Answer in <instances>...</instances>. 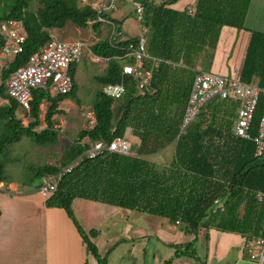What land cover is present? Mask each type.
Returning <instances> with one entry per match:
<instances>
[{"label": "trees", "instance_id": "obj_1", "mask_svg": "<svg viewBox=\"0 0 264 264\" xmlns=\"http://www.w3.org/2000/svg\"><path fill=\"white\" fill-rule=\"evenodd\" d=\"M79 1L0 0V25L8 20L21 21L27 36L23 52L1 71L0 97L8 104H0V185L8 183L3 158L23 137L32 139L38 146L58 143L59 131L54 128V117L63 113L59 109L62 101L76 98L75 75L82 61L72 67L75 85L70 94L49 98L44 91L34 93L29 112L32 121L28 126L17 118L20 107L8 95L7 80L27 64L33 53L46 46L53 30H61L71 23L97 33L101 26L112 23L116 34L90 47L92 55L109 60L104 74L97 78L101 89L96 91L92 106L95 126L78 133L77 140L64 151V160L59 166L37 168L28 182L29 188L37 193L40 184L34 185L36 179L42 182L43 178L59 173L83 156L92 144L109 145L130 130L135 144L131 153L135 156L105 152L94 160L83 158L63 178L57 191L46 198L47 208L66 212L88 252L99 264H107V258L99 254L91 241L98 231L86 233L79 225L73 211L76 199L167 218L174 224L180 222L195 235L202 228H215L246 239L264 238V158L255 157L253 141L233 135L239 104L215 99L182 132L193 79L201 71L197 68L212 63L213 51L218 47L224 27L250 32L239 80L264 87V32L245 26L252 0H197L194 7L182 11L171 8L180 0L160 4L142 1L143 26L148 30L146 49L150 57L144 65L153 70L152 82L145 90H139L137 81L122 73L123 61L133 62L128 57V47L137 43L139 37L126 35L121 21L113 18L114 11L99 13L91 6L80 7ZM35 3L39 5L36 10L33 9ZM89 21L94 22L91 27ZM4 44L0 33V52ZM118 83L126 87L124 97L121 100L107 97L102 87ZM47 98L44 120L47 127L37 132L41 125V104ZM116 108L120 117L115 123ZM263 110L264 96L261 95L252 137L257 135ZM172 145L175 146L174 158L169 166L160 170L149 157ZM196 242L195 238L191 243L174 245V259L195 257Z\"/></svg>", "mask_w": 264, "mask_h": 264}, {"label": "crops", "instance_id": "obj_2", "mask_svg": "<svg viewBox=\"0 0 264 264\" xmlns=\"http://www.w3.org/2000/svg\"><path fill=\"white\" fill-rule=\"evenodd\" d=\"M166 1L169 0L161 3ZM196 2L197 0H181L171 5V8L179 11L191 9ZM245 26L249 30L264 32V0L251 1ZM225 28L231 27H224L222 32ZM239 31L244 33L241 39L242 43H246L244 48L246 54L250 32ZM141 32L142 30L129 35L133 38L139 37ZM238 37L239 34L237 39ZM221 38L222 33L218 50ZM244 58L245 55L243 62ZM43 104H46V110H42L41 114L44 113L45 120L48 105L46 99L41 106ZM29 112L25 113L30 117ZM58 127L60 126H55L57 131H59ZM132 141L131 144L134 147L135 144ZM174 154L175 146L172 145L149 157V160L161 170L169 166ZM131 155L135 156L134 153ZM169 155H171L170 163L165 165ZM0 186V264H99L88 252L82 236L64 210L47 208L46 199L38 193H33V188L27 190L26 187L13 183L9 185L3 183ZM2 186L12 189V193L1 190ZM118 208L83 199H76L73 203V211L83 213L84 224L78 221L83 230L86 233L91 230L98 231L97 237L91 238V241L97 247L99 254L107 258V264H136L137 262L146 264L143 259L148 251L149 237L155 238L154 250L150 251L151 264H264V258L258 262L250 260L244 248L247 239L242 235L221 232L215 228H202L195 235L188 232L184 225L174 224L169 219L161 217L162 220L156 223L158 228L156 236H147L145 230H140L131 222L130 212L132 211L127 209L125 210L128 212H123L120 216L122 235L101 236L102 224L113 222L111 217L115 211L119 210ZM98 216L101 217L98 218ZM195 238L197 239L194 247L195 257L182 256L174 259L176 249L173 246L191 243Z\"/></svg>", "mask_w": 264, "mask_h": 264}, {"label": "built area", "instance_id": "obj_3", "mask_svg": "<svg viewBox=\"0 0 264 264\" xmlns=\"http://www.w3.org/2000/svg\"><path fill=\"white\" fill-rule=\"evenodd\" d=\"M120 0H106L98 8L99 13L117 11V2ZM125 3L132 4L135 7L137 21L143 24L145 21V9L141 2L136 0H122ZM189 13H192L190 10ZM101 22H105L99 19ZM93 21L88 22V26L93 25ZM113 27V34H116V27ZM142 32L137 43H131L128 47V57L133 59L132 63L123 61L122 73L133 77L138 84L139 90H145L151 84L153 79V70L144 65V61L150 58L146 49L145 34L148 32L145 26H142ZM5 44L1 50L4 57L15 58L23 52V46L27 36L24 31L23 23L18 20L4 21L0 25ZM118 35H121L120 33ZM88 45L80 40L67 41L60 40L51 35V40L46 46L36 53H33L26 65L20 67L14 72L6 82L7 92L10 98L14 99L20 109L25 112L31 110V103L34 100L36 91H44L48 97L64 96L70 94L74 89V79L72 76L73 65L79 64ZM92 60L98 64H107L108 59H102L93 55ZM103 92L107 97L114 100H121L126 87L123 83L107 84L103 86ZM264 96V87L258 84H244L239 80L219 75L218 73L198 71L193 79L190 95L185 108L182 132H184L198 118L203 108L215 99L231 100L239 104L237 109L236 121L233 127V135L244 140H251L255 144V157L264 158V110L259 120L258 131L255 137H252L251 130L255 113L259 106V99ZM48 98L46 99V103ZM42 110V108H41ZM84 119L87 126L92 128L96 124L95 111L90 108L84 112ZM131 144L125 135L123 138L114 139L109 145L103 142H96L90 146V149L72 164L64 167L55 175L43 178L37 193L43 198H48L55 193L63 178L72 172L83 158L94 160L105 152L116 153L120 155L131 154ZM1 187V186H0ZM1 190L12 193V189L2 186ZM218 204V201H215ZM221 206V205H219ZM177 225L180 222L176 223ZM245 251L250 260L258 262L264 258V238L253 237L247 239Z\"/></svg>", "mask_w": 264, "mask_h": 264}, {"label": "rangeland", "instance_id": "obj_4", "mask_svg": "<svg viewBox=\"0 0 264 264\" xmlns=\"http://www.w3.org/2000/svg\"><path fill=\"white\" fill-rule=\"evenodd\" d=\"M106 0H80L79 6H91L93 8H98V6L105 2ZM144 1V0H136ZM158 4L164 0H150ZM181 1V0H180ZM178 1V2H180ZM177 2V3H178ZM6 7V6H5ZM39 5L37 3L33 4V9H38ZM114 19L121 21L122 27L129 37L131 34H135L142 29L139 22L137 21V16L135 12V7L132 4L125 3L122 0L117 2V11L112 12ZM130 26V30H129ZM240 31L233 28H225L222 32L221 45L219 50L213 51L214 59L209 65L199 66L197 69L205 72L218 73L221 76L236 79L240 75V70L243 62V57L245 55V45L242 43L241 36L244 33H239ZM113 33L112 25H103L99 29V32H94L91 28L80 29L75 27L73 24L68 23L65 28L61 30H53L51 34L60 40L67 41H83L88 45V49L85 51V56L82 62L77 67V72L75 75L77 93L75 99H67L63 103L61 102L60 109L62 114L54 118L55 126L59 130V141L55 145L48 146H38L32 139L23 137L19 143L12 145L9 148V152L5 161L6 172L5 176L8 178V183L6 185L13 183L18 184L20 187H26L29 190L28 182L31 177L35 174L37 168L46 165H60L64 160V151L77 140L78 133L88 126L84 119V112L87 109L92 108L93 103L96 98V91L101 89L97 78L102 76L105 72L107 64L95 63L92 58L93 55L90 52V47L102 40L108 39ZM130 34V35H129ZM239 37L237 39V36ZM221 37V36H220ZM220 41V39H219ZM219 44V43H218ZM13 60L12 57L5 58L0 53V86L2 85L1 71L3 67H6ZM103 88V87H102ZM0 104H8L7 100H3L0 97ZM42 110H46V104L41 106ZM115 123L120 117V112L115 109ZM44 113L41 114V125L36 129L37 132L44 130L47 126L44 122ZM17 118L22 121L23 125L28 126L32 119L19 109L16 113ZM130 130L126 134L130 144L133 140L130 136ZM130 136V137H128ZM133 142V141H132ZM132 145V144H131ZM132 148L134 149L133 145ZM132 152V151H131ZM171 160V155L167 157L165 165L169 164ZM41 184V180L36 179L34 185ZM114 215L111 217L113 222H105L102 224V235L101 236H121L122 235V223L120 216L123 212H128L118 208ZM130 212V211H129ZM74 215L77 221L82 225L84 224L83 213L76 212L74 210ZM129 216V213H128ZM101 216H98V218ZM119 219V221H117ZM131 222L137 226L140 230H145L147 236H156L158 232L157 221L162 220L161 217L140 213V212H130ZM150 241L147 245V254L143 259L146 264H151L152 257L150 251H153V245L155 243V238L149 237ZM137 262L136 264H139Z\"/></svg>", "mask_w": 264, "mask_h": 264}, {"label": "water", "instance_id": "obj_5", "mask_svg": "<svg viewBox=\"0 0 264 264\" xmlns=\"http://www.w3.org/2000/svg\"><path fill=\"white\" fill-rule=\"evenodd\" d=\"M127 132H128V130H127ZM127 132H126V133H127Z\"/></svg>", "mask_w": 264, "mask_h": 264}]
</instances>
